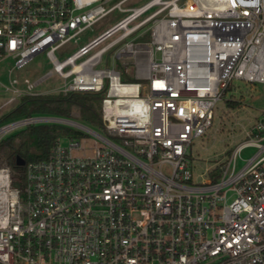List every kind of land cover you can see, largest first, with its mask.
<instances>
[{
  "label": "built area",
  "instance_id": "obj_1",
  "mask_svg": "<svg viewBox=\"0 0 264 264\" xmlns=\"http://www.w3.org/2000/svg\"><path fill=\"white\" fill-rule=\"evenodd\" d=\"M128 1L0 0L8 103L102 92L104 125L44 115L0 123V144L41 123L78 132L26 163L22 186L0 159V264H264V112L219 170L206 169L211 177L199 179L190 155L234 80L264 83V0ZM115 8L127 14L62 57ZM41 53L63 79L48 92L15 75Z\"/></svg>",
  "mask_w": 264,
  "mask_h": 264
},
{
  "label": "rangeland",
  "instance_id": "obj_2",
  "mask_svg": "<svg viewBox=\"0 0 264 264\" xmlns=\"http://www.w3.org/2000/svg\"><path fill=\"white\" fill-rule=\"evenodd\" d=\"M148 0H129L123 7H138ZM127 12L118 8L110 11L106 16L87 27L79 33L72 41L63 47L65 51L62 57L71 54L79 45L85 44L101 34L114 23L122 19ZM150 39V32L146 29L141 31L139 40L147 41ZM52 66L45 53L39 54L32 62L22 69L16 70L15 75L23 78L25 76L32 80H41L39 88L43 92H48L63 83L58 75L51 74ZM10 83L7 67L2 64L0 67V120L6 114L11 112L20 103L23 96L18 97L14 102L8 103L12 97L11 92H7L5 86ZM52 93V92H50ZM48 94V93H47ZM233 99L239 102V105L230 106L228 100ZM264 112V83H250L243 80H234L225 97L219 101L215 110V119L212 128L206 136L194 141L190 149V155L195 161V169L199 173H204L203 177H211V172L206 173V169L215 167L216 163H225L229 160L230 154L235 146L245 138V131L260 117ZM70 120H80L78 111L71 113ZM22 127L14 129L11 134L19 132ZM65 144L69 141L64 140ZM256 151L255 148L249 147L242 152L243 159H248ZM197 164V165H196ZM244 160H240L238 166L241 167ZM217 170L220 166L217 164ZM168 171L167 167H164ZM25 179V171H24ZM24 183V180H23ZM229 201H233L234 194H229Z\"/></svg>",
  "mask_w": 264,
  "mask_h": 264
},
{
  "label": "trees",
  "instance_id": "obj_3",
  "mask_svg": "<svg viewBox=\"0 0 264 264\" xmlns=\"http://www.w3.org/2000/svg\"><path fill=\"white\" fill-rule=\"evenodd\" d=\"M123 80L135 81V78L124 75ZM102 97V92L25 95L21 98L19 105L6 114L0 123L31 115L70 119L71 113L76 110L81 122L96 130H103ZM228 104L235 107L239 105V102L229 99ZM77 134L78 132L69 125L41 123L29 125L4 139L0 144V159L13 170L14 185L22 186L24 180L25 166L17 164L18 157H22L26 163L46 160L50 157L51 149L59 137Z\"/></svg>",
  "mask_w": 264,
  "mask_h": 264
},
{
  "label": "water",
  "instance_id": "obj_4",
  "mask_svg": "<svg viewBox=\"0 0 264 264\" xmlns=\"http://www.w3.org/2000/svg\"><path fill=\"white\" fill-rule=\"evenodd\" d=\"M17 164L24 166L26 164V161L22 157H18Z\"/></svg>",
  "mask_w": 264,
  "mask_h": 264
}]
</instances>
